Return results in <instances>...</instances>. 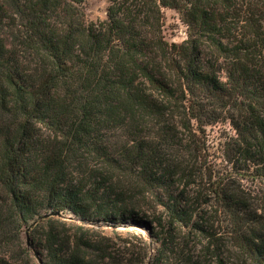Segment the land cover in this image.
I'll return each mask as SVG.
<instances>
[{
    "label": "trees",
    "instance_id": "obj_1",
    "mask_svg": "<svg viewBox=\"0 0 264 264\" xmlns=\"http://www.w3.org/2000/svg\"><path fill=\"white\" fill-rule=\"evenodd\" d=\"M85 2L0 0V264H33L36 250L87 264L56 233L52 219L67 215L140 225L158 259L178 253V229L209 244L228 222L264 264L259 216L227 195L228 180L201 173L190 123L236 107L235 152L264 179V0H108L96 21ZM164 8L186 27L179 43L164 38Z\"/></svg>",
    "mask_w": 264,
    "mask_h": 264
},
{
    "label": "rangeland",
    "instance_id": "obj_2",
    "mask_svg": "<svg viewBox=\"0 0 264 264\" xmlns=\"http://www.w3.org/2000/svg\"><path fill=\"white\" fill-rule=\"evenodd\" d=\"M107 4L108 0H86L84 5L86 18L91 21L104 19ZM163 15L164 38L169 43H179L186 37V27L174 9L164 8ZM196 115L197 117L191 119L190 123L196 133V145L200 147L198 168L201 169V173L207 174V171L212 170V175L228 180L232 191L228 190L231 192L227 195L244 202L250 213L259 216L258 222L250 223V226L253 232L264 236V179L258 175L257 165L242 159L235 152L236 133L229 117L231 115L237 122L239 110L231 105L209 106L206 112L199 111ZM157 195L156 192L146 193V199L152 204ZM209 195L208 192L200 195L199 201H208L203 206L211 207L212 214L216 210V218L221 220L224 214L220 213L222 208L218 206L220 205L218 199ZM209 198L211 200H208ZM135 199L139 201L142 198L138 196ZM146 205L148 204H143L142 207L145 208ZM68 216L52 219L53 225L57 227L56 233L65 243L64 251L69 253L72 248L74 250L78 248L87 264H255L235 245L228 222L219 221L212 225L216 238L209 244L189 228L178 229V253L170 254L165 259L164 257L158 259L155 256L158 245L140 225L131 222L108 225L74 219L73 215H70L72 217L70 219ZM39 227H44L42 231L46 229L45 223ZM37 230L41 231L38 228ZM31 238H36L34 232L33 236L31 234L28 238L22 235L23 241L27 242ZM67 238L70 241L68 244ZM33 239L32 242L35 243ZM19 251L20 249L16 248V253ZM36 251L43 264H52L48 262L44 251ZM32 263L38 264L37 258H32Z\"/></svg>",
    "mask_w": 264,
    "mask_h": 264
},
{
    "label": "water",
    "instance_id": "obj_3",
    "mask_svg": "<svg viewBox=\"0 0 264 264\" xmlns=\"http://www.w3.org/2000/svg\"><path fill=\"white\" fill-rule=\"evenodd\" d=\"M35 255H36V258L38 260V263L41 264V260L37 257V254L36 253H35Z\"/></svg>",
    "mask_w": 264,
    "mask_h": 264
}]
</instances>
